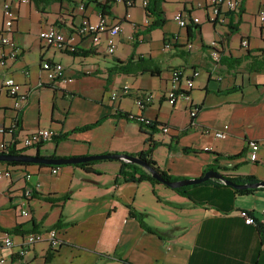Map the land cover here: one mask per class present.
I'll return each mask as SVG.
<instances>
[{"label":"crops","instance_id":"obj_1","mask_svg":"<svg viewBox=\"0 0 264 264\" xmlns=\"http://www.w3.org/2000/svg\"><path fill=\"white\" fill-rule=\"evenodd\" d=\"M97 1H109L111 14L106 18L121 23L113 52L107 50L105 33L93 43L90 35L77 32L83 19L97 22L100 13L94 3L83 6L84 1L73 0L36 5L30 0H11L16 14L11 34L21 52L16 59L0 63V125L15 124V135L21 138L37 129L61 134L105 115L107 118L94 128L72 132L57 143L46 140L39 155L135 153L146 147L145 139L150 134L159 143L152 158L172 177H199L219 154L215 163L229 169L221 173L264 181V71L247 70L251 56L264 50V21L258 17L264 0H240L238 11L226 13L225 20L216 23L207 21L209 0H162L158 5L164 24L152 30L147 28L154 17L147 14L143 4L148 0H133L132 6L114 0ZM194 17L199 23L193 22ZM178 19H183L185 25L180 26ZM229 24L236 25V31L230 33ZM49 26L71 38L75 50L91 49L93 53L73 56L69 54L73 51L40 40L39 32ZM242 40L247 41L245 46ZM130 55L153 60L160 73H112L106 83L107 70L114 60H126ZM43 62L61 64L62 73L43 69ZM178 67L184 68L187 75L190 69H197L199 74L192 88H185L183 83L175 88L176 93L184 91L188 96L178 97L171 104L167 99L173 86L170 71ZM5 78L13 79L22 92H27V101L19 110L13 109L12 99L2 89ZM122 86L129 87L128 94L110 101V95ZM143 93H151L152 100L140 108L135 99ZM193 106L198 111L192 118L189 109ZM120 113L142 115L168 130L162 132L161 125L150 130ZM215 132L222 133V137H216ZM6 139L8 136L0 133V142ZM251 142L258 144L255 161L248 158ZM183 147L198 151L186 153ZM29 150L27 154H36L35 148ZM93 168L95 172H86L67 164L52 174V167L0 161V170L11 171L10 178L0 180V258H5L4 264H49L64 246L73 244L67 236L70 227L87 229L88 220L94 217L97 226L111 236L114 251L126 248L124 264H264L263 233L239 215L244 209L262 220L263 190L235 195L232 188L222 184H198L188 189L192 200L146 180L114 184L120 169L118 160H98ZM26 172L32 175L29 184L37 193L59 197L70 192V198L54 205L36 196L26 198ZM129 204L145 213V222L155 233L146 231L128 215L125 205ZM22 209L27 213L21 214ZM60 215L71 225L57 229L63 232L59 234L62 244L56 248L37 243L17 257L13 255L16 247L3 245L5 234L15 243L24 234L7 232L14 227L28 232L33 226L34 231L50 229Z\"/></svg>","mask_w":264,"mask_h":264},{"label":"built area","instance_id":"obj_2","mask_svg":"<svg viewBox=\"0 0 264 264\" xmlns=\"http://www.w3.org/2000/svg\"><path fill=\"white\" fill-rule=\"evenodd\" d=\"M115 2L123 3L125 6L134 5L133 0H114ZM21 3H27L29 0H19ZM146 5V2H143ZM2 22L0 27V63L3 64L5 61L16 59L19 53L21 52L20 47L17 42L12 37L13 28L16 21V14L11 7V0H3L2 1ZM209 8L210 11L207 14V21L216 23L223 22L225 20L226 13L236 12L240 9V0H209ZM258 17L261 22L264 21V8L260 9L258 12ZM194 23H199V18L194 17ZM178 23L180 26L185 25V21L183 19H178ZM122 27L120 22H109L106 16H99L97 22L91 23L86 19H83L80 26L77 29L79 35L88 34L91 36L93 43H98L100 40V34H106V47L108 52H113L116 48V37L121 32ZM40 40L45 43L54 46L57 49H66V51H74L75 45L71 41V38H66L64 34L53 26H49L44 30L39 32ZM242 46L247 44L246 40L241 41ZM167 46V45H166ZM42 68L45 70H52L56 75H60L63 71V66L59 63L43 62ZM185 69L182 67L174 68L170 71L171 81L173 86L168 93V102L173 104L176 99L179 97L187 98L186 92L181 91L183 93H176L175 88L183 83L185 88H192L193 79L198 76L199 72L197 69H190L189 74L184 73ZM2 89H4L5 93L12 99L13 101V109L19 110L27 101V92L21 91V85L15 82L11 78H5L2 81ZM129 87L122 86L118 91L113 92L110 95V101H116L118 98L128 94ZM184 94V95H183ZM152 100L151 93H143L142 96L135 99V104L142 108L143 105L150 103ZM198 111L197 106L190 107L189 115L190 117H194ZM133 114L130 113V118H133ZM135 121L143 125H147L150 123V120H147L142 115H138L134 118ZM162 132H167V126H159ZM16 125L12 124L8 127H4L0 125V133L2 135H7L8 139L0 142V154H9L11 150L16 149H30L35 148L42 142L50 139L55 132L50 129H37L30 133H26L23 137L18 138L15 135ZM216 137H222V133L215 132ZM257 149L258 144L255 142H251L249 144L248 158L251 161L257 160ZM58 172L57 167H52L51 173L56 174ZM11 171L9 169L0 170V180L4 178H10ZM32 175L30 173H24L25 190L24 196L26 198H31L33 196L34 187L29 184V180H31ZM21 214L27 213V209H22ZM239 215L244 219L245 223L251 224L254 223L251 216L244 209L239 211ZM57 229H46V230H37L32 232L24 233L20 236L19 242L15 243L12 237L8 234L3 236L2 242L3 245L8 249H13L16 247L13 255L20 257L27 253L35 244L37 243H46L51 248H56L60 245V239L58 238ZM5 263V258H0V264ZM19 264H27V262L23 261Z\"/></svg>","mask_w":264,"mask_h":264},{"label":"trees","instance_id":"obj_3","mask_svg":"<svg viewBox=\"0 0 264 264\" xmlns=\"http://www.w3.org/2000/svg\"><path fill=\"white\" fill-rule=\"evenodd\" d=\"M30 1H33L36 5H39L40 3L48 4L51 2H60V3L64 2V1L73 2V0H30ZM82 1H84V3H82L83 6L87 5L90 2L94 3L96 9L99 11L101 16L111 14V4L109 3V1H106V2H99L97 0H82ZM160 1H162V0H148L147 1L146 12L149 16L154 17V19L148 24V28H147L148 30H152V29L161 27L164 24V19L162 17V10L159 8V5H158ZM228 28H229L230 33H233L234 31H236V25L229 24ZM78 50L79 49L77 48L75 51H73L72 53H69V54H72L73 56H78V55L87 56V55L93 53V51L91 49H89V50H81L80 49L81 51L80 50L78 51ZM257 53L258 54L251 56V60L247 64L248 72L264 71V50L259 49V50H257ZM247 56H249V55H246L245 57H247ZM234 60L236 62L239 61L238 58H235ZM112 73H122V74L149 73L152 76H154V75H158L160 73V71L158 68L155 67V63L153 60H150L149 58H143V57H136L135 58L133 55H130L126 60H120V59L114 60L113 66L107 70L106 83H108L110 81V76ZM119 116L127 118V119H131V120H134V118L136 117V116H133V118H130L129 117L130 113H120ZM106 118H107V116L104 115L92 123L85 124L83 126L77 127V128H75L71 131H68V132H64L61 134H55L50 138V140L53 141L54 143H57L58 141L67 138V136L72 132L84 131V130L91 129V128H94V127L100 125ZM156 125L165 126L164 124L158 123L156 121H150V123L145 125V126H147L150 130H155ZM43 143L44 142L40 143L39 145H37L35 147L36 154H39V148H40V146L43 145ZM145 143H146L145 148H143V149H141L135 153H125V154L136 156V157L140 158L141 160L145 161L146 163L151 165L154 169H156L165 179L178 180L179 178L172 177V176L168 175L164 170L160 169V167L157 165L156 161L152 158V151H153L154 147L156 145H158L159 143L157 141L153 140L151 138L150 134H148V137L145 139ZM26 150L27 149H16V150L13 149L10 151V154L26 153ZM182 151L186 152V153H188V152H195L196 153L198 150L194 149V148L191 149L189 147H183ZM219 156H220L219 154L215 155L214 164H211L208 167H206L203 170V173L209 169L218 170L220 172L229 170L226 167L217 165L215 163L217 161V159L219 158ZM237 156H239V154H237V155H226V158H235ZM50 157H55V156L52 155ZM118 161L120 162V169L118 172V177H116L114 179V184H117L118 182L119 183L120 182H140L143 180L150 182L152 185L161 184L155 178H153L142 166L137 165V164H133V163H129V162H125L122 160H118ZM2 162L7 164V165H33L32 163L17 162V161H2ZM95 162L96 161H88V162H81V163L71 164V165L79 167L86 172H95V170L93 168V165L95 164ZM35 165L48 166V167H59L57 165H52V166L44 165V164H35ZM223 175L227 179H230L236 183L257 182L256 178L253 176H240V175H231V174H223ZM206 183L222 184L224 186L230 187L233 189L235 195H245L248 193H252L253 191L258 189V188H256V189H252V188L235 189L229 185L222 183L221 181L214 180V179H209V180L204 181V182L199 183V184H206ZM197 185L198 184L176 187V188H173V190L182 196H187L188 198L192 199L188 195V189L192 186H197ZM164 186H166V185H164ZM259 189L264 191V187H259ZM153 193L157 197V200H161L160 197L156 195L155 191H153ZM33 196L41 198L42 200L49 202L51 205H54V203H56V202L63 203L66 200H68L70 198V192H67L66 194L61 195L59 197H51L50 195H41L34 190ZM193 202L195 203V201H193ZM127 209H128V215L130 217L136 219L138 221L140 227H142L143 229H145L146 231H149V232H153V233L156 232V230L154 228H152L151 226H149L145 222V220H144L145 213L137 211L136 209H134L130 205L127 206ZM248 213L251 216V218L253 219V222L257 225L258 230L262 232L263 225H264V214H263L262 220H259V219L255 218L254 216H252V214L250 212H248ZM69 225H71V222L64 221V219L60 215L58 217V219L51 225L50 229H61V228L67 227ZM34 230H36V226H33L30 231H34ZM7 232L8 233H21L22 234V233H26L28 231H23L20 226H16ZM60 244H62V243H60Z\"/></svg>","mask_w":264,"mask_h":264},{"label":"rangeland","instance_id":"obj_4","mask_svg":"<svg viewBox=\"0 0 264 264\" xmlns=\"http://www.w3.org/2000/svg\"><path fill=\"white\" fill-rule=\"evenodd\" d=\"M67 60L64 55L63 62L66 63ZM2 202L3 199L0 197V203ZM101 222L102 220L98 223ZM88 225H90L89 228L83 230L79 227H70L67 231V236L72 240L73 244L67 247L64 246L59 255L50 260L49 264H124L125 261L123 259L127 258L126 248L118 247L115 251L112 249L111 236L108 237L106 230H102L101 226H97V217L89 219ZM62 232V230L59 231L57 234L58 238Z\"/></svg>","mask_w":264,"mask_h":264},{"label":"water","instance_id":"obj_5","mask_svg":"<svg viewBox=\"0 0 264 264\" xmlns=\"http://www.w3.org/2000/svg\"><path fill=\"white\" fill-rule=\"evenodd\" d=\"M122 160L125 162L133 163L142 166L153 178H155L159 183L166 185L167 187L173 189L176 187L199 184L209 179H214L221 181L222 183L229 185L235 189H256L259 187H264V181H257L253 183H236L230 179H227L218 170L209 169L204 172L201 176L195 178H183L178 180L165 179L156 169L151 165L141 160L140 158L125 153H112V154H97V155H85V156H75V157H46L39 154H0V161H17L32 164H44V165H67V164H77L81 162L88 161H98V160ZM264 238V225L262 229Z\"/></svg>","mask_w":264,"mask_h":264}]
</instances>
